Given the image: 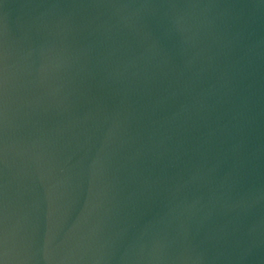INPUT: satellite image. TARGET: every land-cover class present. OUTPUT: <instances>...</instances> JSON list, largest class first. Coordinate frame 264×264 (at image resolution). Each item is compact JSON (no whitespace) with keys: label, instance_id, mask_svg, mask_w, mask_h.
I'll list each match as a JSON object with an SVG mask.
<instances>
[{"label":"water","instance_id":"obj_1","mask_svg":"<svg viewBox=\"0 0 264 264\" xmlns=\"http://www.w3.org/2000/svg\"><path fill=\"white\" fill-rule=\"evenodd\" d=\"M0 264H264V0H0Z\"/></svg>","mask_w":264,"mask_h":264}]
</instances>
